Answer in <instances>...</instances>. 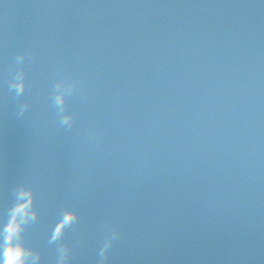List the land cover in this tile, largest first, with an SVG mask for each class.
<instances>
[{
    "label": "water",
    "instance_id": "water-1",
    "mask_svg": "<svg viewBox=\"0 0 264 264\" xmlns=\"http://www.w3.org/2000/svg\"><path fill=\"white\" fill-rule=\"evenodd\" d=\"M156 0H143L142 4L138 3L139 11L137 12L138 17H143L144 19H149V16L147 15V11L149 14H153L156 10ZM108 2V0H106ZM151 2V7L154 10L149 11L148 9V3ZM154 2V4H152ZM54 4L60 3V0H53ZM220 3L224 4V10L218 11L215 10L212 13H206V17H209L211 14H216L218 16H224V12L226 10L229 11V17H224L221 25L217 28L210 27L207 23H204L203 26L197 28V30L194 32L193 36H189V39H193L194 42H196L195 47H199L200 49L204 50L206 48H215L217 50V58L219 60L210 62V68L214 70L215 75L217 76L216 80L206 78V81L208 82V86H211L213 84L222 85V81L225 77L224 69H229V72L232 74H235L237 76L235 83L243 82L246 86L251 88V86L254 85L255 89H261L258 90L262 93L264 96V3H261V0H213V4L219 5ZM31 5V4H30ZM213 6V5H212ZM169 8H176L179 13L182 15L184 21H185V27L187 30H190V23L187 21L188 14L191 12L190 8V1L189 0H183L181 2H164L161 1L158 7V10L166 13ZM34 10L36 12V15L39 14L40 8L38 4H34ZM58 12L57 8H54L51 10V14L53 17L50 19H53L56 17ZM155 20L153 24H151V31L154 33L156 31V13H155ZM150 21V20H147ZM109 28H112L109 26ZM62 34L64 36H67L68 34V28H65L62 31ZM43 37L45 40H47L50 36L47 30L43 31ZM45 35V36H44ZM215 35V36H214ZM35 36V35H34ZM20 46L26 50V46H22L23 41L26 40V38L20 37ZM208 39H213L212 41H209ZM33 43V39H32ZM37 43L36 41L34 44H30L28 40V45L31 47V50H29L30 53L35 51L37 49ZM105 47V44L98 42L96 47H93L89 50H83L80 52L79 57L81 56H87V59H90L91 55H94L95 53H98L100 50H102ZM110 49V48H109ZM187 49H192V47H187ZM12 51V50H11ZM6 52V50H5ZM1 58V57H0ZM54 60L57 62L58 57H54ZM216 65H218L216 67ZM123 67V66H122ZM121 67V68H122ZM241 67V68H240ZM87 70L83 73H81V78H79V84L74 85L72 87L67 88V92H69L72 96L76 98H82L83 100H74L69 103L67 100V95L62 98V106H67L66 110L63 112L68 113L69 111L72 112V114H76V118L81 117V113H84V110L86 108V104H92V110H94V106L97 105L100 112H97L96 117H91L95 124H93L92 121L89 122V127L87 128L86 125L79 126L78 133L76 136H79L81 139V143H88V148L83 152V154H86L90 151H96L97 145L91 142V138H93V135L95 132V129L107 128V132L111 133L112 136H115L116 131L121 127L123 128L124 134L122 137H128L130 131L135 129V132H137V135L140 136L138 138H134L135 143H137V146L133 149L132 158L130 161L123 155H120V153L117 154V156L113 155L111 157L112 162L111 168L108 169L105 173L101 172L99 173L100 176L106 180V177L112 178L114 176L120 178V176L123 174V180L119 184V188H132L133 185H136L138 187L133 189H128L127 191V198H132L133 200H136L138 198H141V195L139 194V190L141 191L142 195H144L145 189L150 191L151 197L153 198V203L151 204V207L156 208V167L160 166L159 161L156 162V129L159 127L162 123L163 117L161 116V112L158 111L156 113V102L152 105H148L147 107L140 104L137 107V112L141 111L140 114L133 112V106H135V100H143L148 95V90L156 89V84H147V85H141L140 83H136L131 81V79L126 75V73L122 74L120 70L121 68H118V70H113L114 72L106 73V72H97L99 69V66L95 67H86ZM79 69V73H80ZM146 72V69H145ZM71 78L73 79L74 76ZM172 75L166 76L163 80H161L160 88H159V94L165 93L168 94L169 98L173 103L176 105V109L171 117L168 118H174L179 123L183 124V122L180 121V117L182 114V111L189 105V101H193L190 99L189 93L191 91L196 92L198 95L201 93V88L198 82V78H190V80H186L181 77V74L175 73L174 81L176 82L175 85L169 84V81L172 80ZM75 78V77H74ZM90 79V86L86 85L87 82ZM231 86V85H229ZM221 87V86H220ZM90 88V89H87ZM89 90V94L86 95L85 90ZM200 89V90H199ZM221 89V88H220ZM228 89V87L225 88V90ZM205 90V89H204ZM212 90V89H211ZM210 90V91H211ZM28 92H24L23 95H28ZM206 94V93H205ZM204 94V95H205ZM178 97V102H175L173 99ZM210 97L216 101L217 98L210 94ZM240 97L245 99L248 96H244L242 91L240 94ZM202 95L197 96L196 101L197 107L196 110L202 111L204 114L203 108L200 106L199 102L202 100ZM252 100L251 98H248ZM37 102L36 100H34ZM127 101V103H126ZM204 102V101H203ZM131 104L132 107L130 108L131 113H126V116L123 117L124 122L121 119H115L114 114H120L122 115V111L125 105ZM235 110H240L239 107H235ZM114 111V113H110L111 111ZM214 112L209 115V119H212L213 122L219 120L222 116V113H220L217 108L215 107ZM172 111L169 109V112ZM59 115L61 112L58 113ZM57 114V115H58ZM58 115V116H59ZM30 115L25 117V119H30ZM33 117V116H32ZM31 117V118H32ZM75 117V116H74ZM137 118V119H136ZM171 121V120H170ZM239 121V119L237 120ZM53 123V122H52ZM42 122H40L37 125V122L33 123V126H42ZM45 125V124H44ZM48 125H51V122L48 123ZM184 126H190L183 124ZM36 126V127H37ZM54 126H60L59 124V117L58 121L55 123ZM215 128V127H214ZM240 128V127H239ZM237 128V131L240 132V129ZM100 130V129H99ZM91 131V132H90ZM167 131V127H165L164 132ZM209 135H211V138L214 137L213 134L209 133V131H206ZM148 134L149 136L147 138H142V135ZM168 134V133H167ZM222 134L223 132H219V136L217 138L222 141ZM173 136L174 144L176 145L178 143V139L176 136ZM132 139V138H129ZM213 140V139H212ZM5 141L9 142V137L5 139ZM4 142V140L0 139V162L3 160V155L6 153H3V149L1 148V144ZM130 148L132 146H129ZM223 147L219 146H213V147H206L205 145H195L188 143V151L192 155L194 153L201 154V151L207 150L209 155H217L221 153V149ZM67 150L66 153H68ZM115 151L114 153H116ZM11 154V153H8ZM115 160L118 161V167L114 165ZM125 162L128 164L126 168H124ZM108 163L104 167H107ZM135 166L132 168L131 166ZM99 167V164H98ZM117 169L120 170L122 174H116ZM57 170L56 172H58ZM128 176V177H127ZM158 178L161 180L162 176L158 174ZM255 183V187L258 188L261 186L257 181L253 180ZM94 186L102 187V184H95ZM93 186V187H94ZM105 186H108V184H105ZM152 188L154 190L152 191ZM100 190V189H98ZM94 191L91 193L98 194L99 192ZM230 192V191H229ZM46 192L43 193V195ZM107 199L111 200L108 201L104 198H102V203L105 204L104 210L101 206L100 211L105 213V218H109L108 220H104L103 223L106 226L115 227L116 223L119 219L118 216L120 214V211H118V203L115 202H121L120 198L123 197L125 194L122 192L120 194H117V192L113 193L111 191H106ZM192 194H196L197 197H199L203 202L205 201L206 205H208V211L207 216L205 219H211L220 222L221 217H226L231 212H237L238 215V221L243 222L251 218L253 215V212L247 208L246 203L244 202L243 205H238L234 201L225 200V198H228V193H225L223 195H216L213 193H209L208 196L203 195V188L197 184L196 182L191 183L190 186H186L182 189L180 193H178V197L181 198V196L185 195L191 196ZM167 197L173 196V191L168 192ZM45 197V195H44ZM114 197L117 199L115 200ZM204 203V202H203ZM137 205H140V203H137ZM142 206V205H140ZM143 207V206H142ZM197 209L192 210V215L196 212ZM254 211V210H253ZM127 211L124 213L126 214ZM77 213V212H76ZM198 213L199 210H198ZM204 213V214H205ZM148 219H152L151 221L153 223L147 224L148 219L146 218L145 213H136L133 214L139 221V224L137 226H129L126 225V232H128L127 235L123 236L126 242L129 244H126V247L124 249L119 248L118 249V257L117 259L113 260V258H108L110 261H113L110 264H115L118 262V260L127 261L129 264H156V253L158 250L156 249V235L154 231H152V228L156 227V212L151 210L148 211ZM202 214V216H204ZM199 215V214H198ZM92 216V210L89 208L85 211L79 210L77 214V220L83 221L84 219H89ZM102 219H104L102 217ZM254 221L250 223L252 225ZM217 224H213L210 222V224L206 225L204 228H202L203 225H198L196 222L190 221L188 222V225L186 228L182 229L180 233L184 235L183 237L186 238V240L192 244V231L196 233L199 237L196 240V242L199 243L200 239L206 235L208 232L215 229ZM247 222L243 223V225H239L235 231L236 233H239L243 237H245V234L247 231H251L253 234L252 239L246 240V239H237L235 238L236 233L234 234H223L220 236L221 239H228L233 238L234 243L236 244H242L246 245L250 248V251H254L257 248H264V232L260 230V223L254 224L251 229H248L246 227ZM80 223L76 222L74 224L75 230L78 232L80 231ZM97 236L96 238H100V236L103 234V231L100 229L96 230ZM153 235H152V234ZM84 233L79 234L76 236L78 239L83 237ZM106 232H104V235ZM106 236V235H105ZM241 236V237H242ZM72 241H68L67 243L74 245V247H83L86 248L89 243L87 242H78L75 239H71ZM137 241V242H136ZM46 243H49V238L45 239ZM114 243L119 244L120 241H115ZM59 245L58 242H52L51 243V249L49 250V254L54 253L56 254V248ZM94 243H91L90 245V255L96 254V251L99 250L100 246L96 250L94 248ZM199 246H201V243H199ZM234 246H231L229 248H233ZM220 251L216 250V252H213L214 256L218 254ZM149 253V254H148ZM249 253H244L242 251L238 250H231L228 252V250L223 249L221 252V256H228L232 255L238 260H243L248 257ZM155 255V256H154ZM150 256H153L152 258ZM198 260L197 255L194 257ZM256 258V257H255ZM178 262H174L167 258L168 264H181L180 256L177 257Z\"/></svg>",
    "mask_w": 264,
    "mask_h": 264
},
{
    "label": "clouds",
    "instance_id": "clouds-1",
    "mask_svg": "<svg viewBox=\"0 0 264 264\" xmlns=\"http://www.w3.org/2000/svg\"><path fill=\"white\" fill-rule=\"evenodd\" d=\"M261 3H264V0H261ZM25 86L23 72L16 71L9 83V89L13 90L16 96H19L23 93ZM62 102L59 95L54 97V104L58 110H61ZM25 109V107H20L18 114H22ZM71 121V114L61 111L59 124L70 127ZM35 199L36 192L32 185L26 183L16 185L15 195L7 209L6 218L0 221V264H38L40 252L22 240L25 228L32 224L38 216ZM77 218L76 212L64 208L57 221V226L52 229L49 243L59 241L65 229L74 224ZM118 237L119 232L106 236L97 253L98 264H107L109 250ZM56 254V264H69L71 257L69 245L59 244L56 248Z\"/></svg>",
    "mask_w": 264,
    "mask_h": 264
},
{
    "label": "snow or ice",
    "instance_id": "snow-or-ice-1",
    "mask_svg": "<svg viewBox=\"0 0 264 264\" xmlns=\"http://www.w3.org/2000/svg\"><path fill=\"white\" fill-rule=\"evenodd\" d=\"M69 207H71V206H68V207H66V208H69ZM76 212H77V214H78V211L76 210Z\"/></svg>",
    "mask_w": 264,
    "mask_h": 264
}]
</instances>
